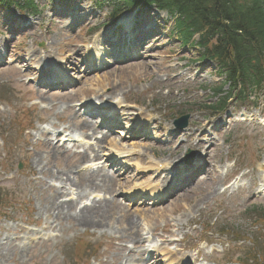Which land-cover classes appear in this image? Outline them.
Here are the masks:
<instances>
[{"label": "rangeland", "instance_id": "obj_1", "mask_svg": "<svg viewBox=\"0 0 264 264\" xmlns=\"http://www.w3.org/2000/svg\"><path fill=\"white\" fill-rule=\"evenodd\" d=\"M96 3L36 0L42 14L32 19L29 32L14 40L7 36L4 25L7 12H0V50L8 58L0 67V191L7 199V206L0 210V264H138V257L141 264H238L247 249L252 253L246 258L253 259L258 249H264V226L257 223L253 210L264 207V106L254 109L233 104L227 115L216 120L201 112V105L212 101L205 88L222 78L212 64L189 66L182 61L195 58L196 53L179 47V41L170 35L169 18L155 11L142 10L131 17V26L146 28L143 34L148 42L133 47L134 61H112L113 49L107 50L103 39L93 49L95 56H87L93 52L88 51L92 31L110 22L106 3L101 8ZM10 12L12 21L27 20L17 9ZM114 31L118 32L115 26L109 30ZM45 53L54 64L65 63L72 76L69 90L41 93L30 83L33 78L26 68L40 64ZM21 57L28 64H20ZM105 62L108 64L103 66ZM41 65L34 68L41 70ZM106 97L135 107L127 125L134 129L132 135L142 120L151 125L152 133L145 127L146 132L141 131L145 139L130 140L128 135V139L118 136L116 132L122 129L115 130L109 144L90 148V155L111 148L123 152L131 145L141 149L135 165H150L154 160L183 165L187 152L194 151L201 140L198 136L205 132L213 141L207 148L208 174L166 202L134 203L126 201L123 193L126 196L135 184L154 187L159 181L152 173L136 176L134 170L112 172L107 167L82 173L88 159L76 152L83 149L73 153L56 145L57 154H50L53 149L45 146L46 133L61 127L73 134L88 132L82 130L85 119L71 107L85 99L103 101ZM184 115L191 117L188 128L172 144L163 141L161 125L175 129L174 123ZM238 116L247 122L234 123ZM217 120L230 125L217 131L213 128ZM36 155L46 157L44 163L49 162V167L33 163ZM242 171L248 174L225 191L229 180ZM67 177L75 185L67 183ZM106 178L113 179L111 188H86L87 180L102 186L99 180ZM52 185L66 189L59 195L60 202L74 199L73 204L64 205L71 209L58 202L53 206L46 203L54 196L48 188ZM98 202L115 203L106 215L109 227H83L77 215ZM62 207L57 220L56 209ZM131 221L139 235L136 241L125 232ZM254 243L257 248L252 249Z\"/></svg>", "mask_w": 264, "mask_h": 264}, {"label": "trees", "instance_id": "obj_2", "mask_svg": "<svg viewBox=\"0 0 264 264\" xmlns=\"http://www.w3.org/2000/svg\"><path fill=\"white\" fill-rule=\"evenodd\" d=\"M19 0H0V2ZM32 9V0H26ZM115 14L139 4H155L177 15L176 32L188 43L199 35L198 46L223 64L231 90L218 104L208 107L222 111L230 97L257 90L264 96V0H124ZM204 57V56H203ZM239 89V90H238ZM221 91H217L219 94ZM258 222L264 224V209H258ZM264 226V225H263ZM248 254V253H247ZM255 264H264V252H257Z\"/></svg>", "mask_w": 264, "mask_h": 264}, {"label": "bare ground", "instance_id": "obj_3", "mask_svg": "<svg viewBox=\"0 0 264 264\" xmlns=\"http://www.w3.org/2000/svg\"><path fill=\"white\" fill-rule=\"evenodd\" d=\"M127 21H126V26H127ZM145 122L144 121H141V123ZM143 124L139 125V126H142ZM145 125V124H144ZM138 126V127H139ZM97 126L95 124L94 121H86L84 122V124L82 125V130L83 129H87V131L91 132L92 133V137L95 136L97 134V130H96ZM88 140H92V138H88ZM109 140L108 138V135L107 136H104L102 141L100 142V144L102 145H105L106 143H108L107 141ZM46 147H48V150L52 149L53 145L51 144V142H48L47 144H45ZM56 151V152H55ZM57 151L58 149H53V150H50V154H57ZM48 154V155H50ZM84 158H87L86 156H84ZM97 158V157H96ZM45 159L46 157H42V156H39V155H36L34 158H33V163H38L40 162L41 165H44L46 167H49V162L47 164H45ZM67 176V175H66ZM112 181L113 179L110 178V179H105V180H99V183L102 184V186L98 185L96 183V181L94 180H87V186L86 188L90 189V190H93L94 188L97 189L99 187H103L104 189H109L111 188V184H112ZM60 182V181H59ZM66 182L67 183H70L72 185H75V183L71 180L70 177H67L66 178ZM61 183V182H60ZM64 185V184H63ZM50 190L53 191V194L54 196H51L47 201L46 203H48L49 205L53 206V205H56V203H60L59 200L61 198L60 193L63 190H66V189H61L59 187H56L55 185H52L51 187H48ZM153 195V194H152ZM150 196H145V197H142V198H149ZM56 202V203H55ZM73 204V203H71ZM65 204L64 203H60L59 206H64ZM115 205V203H109V202H98V203H94V205L92 206V208H86L84 211L81 212L80 215H77V217L81 218V223H82V226L83 227H90L92 226L93 228H99L101 226H104L105 228H108L109 227V223L107 222L106 219V215H108V213L110 212L109 210H111V208H113L112 206ZM66 207V210L68 209H71L70 207L71 206H64ZM64 207L62 208H58L56 210L59 211V214L57 216H55V218L57 220H60L61 219V214L62 212L64 211ZM70 213H71V210H69ZM71 216H74L73 214H70ZM50 219L52 220L53 219V216H50ZM99 221V222H97ZM103 228V227H102ZM135 225L132 223V221L129 223V226H125V232H127V234L130 232L129 236L132 240L136 241V239L138 240L139 238V235L138 233L136 232L135 233ZM170 245H173L172 242H169ZM142 255L144 256V253H142ZM140 257H138V262H140Z\"/></svg>", "mask_w": 264, "mask_h": 264}]
</instances>
